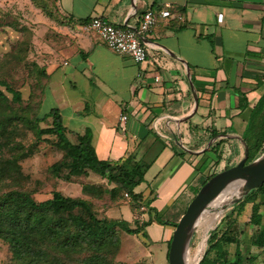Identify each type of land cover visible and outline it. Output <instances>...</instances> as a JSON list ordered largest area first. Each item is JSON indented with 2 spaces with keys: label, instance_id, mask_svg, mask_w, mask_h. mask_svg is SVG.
<instances>
[{
  "label": "crops",
  "instance_id": "obj_1",
  "mask_svg": "<svg viewBox=\"0 0 264 264\" xmlns=\"http://www.w3.org/2000/svg\"><path fill=\"white\" fill-rule=\"evenodd\" d=\"M55 3L63 21L58 26L62 34L53 41L51 54L37 61L47 74L43 90L57 93L61 91L59 88L63 89L66 78L70 79L64 88L76 93L78 99L77 106L69 108L67 114L74 120L70 125L71 137L87 135L101 160L129 157L145 166L143 182L133 188L140 195L136 209H130L128 196L122 194L105 205L104 214L108 216L109 209L125 204L131 212L130 219L125 221L132 227L133 220L138 226L143 223L142 217L147 213L144 201L148 198L161 214L171 201H176L171 205L176 210L182 200L184 210L205 178L216 174L209 173L216 163L219 162L221 170L228 167L216 153L218 148L234 141L238 150L230 148L229 152L237 154L236 162L244 155V145L237 138L242 140L248 111L261 93L256 82L264 70V0H56ZM146 9H167L169 15L157 16L154 26L141 36L146 59L140 64L108 49L94 32L81 29L93 17L134 28ZM217 13L222 16L220 22L216 20ZM69 62L73 64L71 68L61 70ZM239 93L246 98V107L241 111ZM42 99L43 94L41 102ZM55 108L67 131L61 107ZM120 115L125 116L124 121L119 119ZM212 132L215 134L211 135ZM148 134L157 136V147H153L155 140L142 148L140 143ZM220 138L225 141L215 152L211 151ZM98 151L104 158L97 155ZM145 157L149 160L142 161ZM245 206L244 220L237 217L240 223L248 219L249 204L244 209ZM260 207L258 212L262 214ZM183 210L172 211L164 224L139 227L138 235L144 241L137 238L138 243L153 245L160 264L163 261L167 264V243L173 223ZM261 223L264 225V221ZM251 229L250 223H246L245 240ZM263 251L257 249L259 253Z\"/></svg>",
  "mask_w": 264,
  "mask_h": 264
},
{
  "label": "trees",
  "instance_id": "obj_2",
  "mask_svg": "<svg viewBox=\"0 0 264 264\" xmlns=\"http://www.w3.org/2000/svg\"><path fill=\"white\" fill-rule=\"evenodd\" d=\"M13 59L20 60L15 51L6 53L0 57V66ZM26 66L27 78L31 74L33 77L29 78L32 83L29 81L24 99L19 90L0 79L4 89H0V240L6 244L14 264H111L119 245L117 232L137 233L143 223L138 226L133 220L135 227H130L125 220L106 216V204L99 209L91 200L67 195L60 189L51 190L45 199H34L33 190L22 186L28 177L22 174L19 161L29 156L31 149L26 150L20 138L29 132L34 138L32 145L45 140L60 152V157L48 166L57 180L68 182L94 172L111 185V198L124 193L128 196L131 210L140 201L133 188L142 182L145 166L129 157L117 161L99 159L85 134H76L74 141L69 140L57 108L39 113L47 80L45 70L36 62ZM256 83L261 93L248 111L241 134L248 147V161L264 151V70ZM238 106L240 111L246 107L243 93L238 94ZM224 141L220 138L211 151L215 152ZM245 204H249L248 219L238 226L237 217ZM259 206H264V182L230 205L214 228L207 231L197 264H246L240 259L237 239L243 236L246 223L252 228L247 244L263 250L264 225ZM230 244L235 249L232 258L226 251ZM258 264H264V259Z\"/></svg>",
  "mask_w": 264,
  "mask_h": 264
},
{
  "label": "rangeland",
  "instance_id": "obj_3",
  "mask_svg": "<svg viewBox=\"0 0 264 264\" xmlns=\"http://www.w3.org/2000/svg\"><path fill=\"white\" fill-rule=\"evenodd\" d=\"M55 2L56 0H0V57L4 56L6 53L14 51L18 57H20L18 62L16 59H13L8 65L0 66V79L4 80L12 89L19 90L23 99L27 95L29 81L32 83L29 78L33 77L31 74L29 75V78H27L26 63H37V61L41 60L44 55L51 54V51L54 49L53 41H57L56 37L62 34L58 31V26H60L63 21L57 12ZM72 65L73 64L69 62L68 65L62 67L61 70L65 71L68 68H71ZM28 68L30 70L32 69L31 67ZM68 81H70V79L66 78L63 89L59 88L61 91L57 93L53 92V90L50 91L51 93L43 92V99L39 107V113L42 114L52 107H61L63 111V121L65 123L64 125L67 127V137L69 140L74 141V138L70 135V125H72L74 120L72 118L69 119L67 114L69 108L73 109L77 106L76 103L78 102V99L76 98V93H71L70 90L64 88ZM0 89L4 90L2 86H0ZM33 90L34 93H37L35 88H33ZM6 95L10 97L9 93H6ZM155 138H157V136L148 134L147 138L140 143L142 148L147 147L151 142L154 143L156 140ZM33 140L34 138H32V135L29 132H27L25 138H20L25 149H31V153L29 156L19 161V165L22 174L28 177L27 181L22 182V186L33 190L32 196L34 199H45L49 196L51 190L60 189L67 195L91 200L97 207H99V209L100 206L113 201V198H111L109 194L110 189L107 188V186L110 185L106 184L104 180L101 181V177L94 172L89 171L87 177H75L68 182L57 180L48 171V166L60 157V152L52 147L48 141L39 140L36 144L32 145ZM157 143L158 140L153 144V147H157ZM230 148H237L238 150L237 143L234 141H230L228 144L225 143L224 146L218 148L216 152L221 157V161L223 160L228 167L235 165L238 158L236 153L233 155V153L229 152ZM97 155L100 158H104V154H102L101 151H98ZM148 160L149 159L146 157L142 159V161ZM221 168L218 162V164L216 163L215 166L209 170V173H217ZM153 193L156 194L155 192ZM158 198L159 196L156 194V199ZM167 203V205H169L167 208L168 211L166 209L165 213L161 214L158 212L157 207L153 206L151 198L145 200L144 205L147 208V213L142 217V228H146L150 223L157 225L164 224L172 211L180 213L185 204L181 200L179 206H176V210H174V207L171 205L173 203L175 204L176 201ZM229 206L230 204L227 202L222 206L219 212L212 207H209V213H214L216 215V220L211 227L215 226L222 213L228 209ZM260 208V211L262 212L260 218L264 221V208L263 206ZM130 213V210L125 204H119L106 212L108 216L122 217L124 220L130 219ZM241 213L239 215L241 216L240 220H244L247 214V206H245L244 211ZM237 224L240 226L241 223L239 220H237ZM131 226L135 227L133 223ZM139 232L140 230L135 233L137 234L136 236L126 234L122 231L117 232L119 245L111 264H160L153 245H148L147 243L146 245H140L138 243L137 238L144 241V239L138 235ZM245 234L243 238L240 236L237 237L240 243V259L246 264H258L264 259V251L259 253L256 248L249 246L245 240ZM202 237V230L193 231L188 245L191 255L195 251L196 246ZM226 251L229 253V257L232 258V253L235 251L234 246L232 244L229 245L226 248ZM14 263L15 262L10 259V253L7 250L6 244L0 240V264ZM163 264H165L164 261Z\"/></svg>",
  "mask_w": 264,
  "mask_h": 264
},
{
  "label": "water",
  "instance_id": "obj_4",
  "mask_svg": "<svg viewBox=\"0 0 264 264\" xmlns=\"http://www.w3.org/2000/svg\"><path fill=\"white\" fill-rule=\"evenodd\" d=\"M237 139L244 145L243 157L235 165L222 169L208 178L189 201L173 227L167 250V264H184L183 253L189 247L196 218L202 211L208 210L211 202L217 199L228 186L241 184L240 192L228 201L231 205L249 190L264 182V151L255 159L248 161V147L243 140ZM201 254L194 264H197Z\"/></svg>",
  "mask_w": 264,
  "mask_h": 264
},
{
  "label": "built area",
  "instance_id": "obj_5",
  "mask_svg": "<svg viewBox=\"0 0 264 264\" xmlns=\"http://www.w3.org/2000/svg\"><path fill=\"white\" fill-rule=\"evenodd\" d=\"M168 15L167 9H160L159 11L146 9L141 13L138 24L134 28L112 25L93 17L83 24L81 29L94 32L108 49L119 54H125L134 63L140 64L146 59L144 45L140 40L141 36L150 31L157 16L166 18ZM221 17L220 13L216 14L218 22L221 21ZM119 119L124 121L125 116L120 115ZM123 196L126 197L127 195L124 193Z\"/></svg>",
  "mask_w": 264,
  "mask_h": 264
},
{
  "label": "bare ground",
  "instance_id": "obj_6",
  "mask_svg": "<svg viewBox=\"0 0 264 264\" xmlns=\"http://www.w3.org/2000/svg\"><path fill=\"white\" fill-rule=\"evenodd\" d=\"M241 184H232L226 188V190L214 201L211 202L210 206L215 209L217 212L226 204L233 196L237 195L240 192ZM215 211V212H216ZM216 220V215L214 213L210 214L208 210L202 211L196 218L193 231L202 230L203 237L196 246L195 251L191 255V251L187 248L183 253L184 264H194L199 255L201 254L204 248V238L206 231L214 224Z\"/></svg>",
  "mask_w": 264,
  "mask_h": 264
}]
</instances>
